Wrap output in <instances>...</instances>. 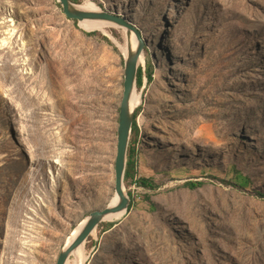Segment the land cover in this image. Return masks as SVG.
Instances as JSON below:
<instances>
[{"label":"rangeland","instance_id":"1","mask_svg":"<svg viewBox=\"0 0 264 264\" xmlns=\"http://www.w3.org/2000/svg\"><path fill=\"white\" fill-rule=\"evenodd\" d=\"M74 3L126 16L153 73L131 207L95 228L84 264H264V0ZM107 30L58 0H0V264H56L116 194L128 35Z\"/></svg>","mask_w":264,"mask_h":264},{"label":"water","instance_id":"2","mask_svg":"<svg viewBox=\"0 0 264 264\" xmlns=\"http://www.w3.org/2000/svg\"><path fill=\"white\" fill-rule=\"evenodd\" d=\"M58 2L61 4L63 12L69 19L78 21L94 19L126 26L135 31L139 41L137 48L130 51L126 58L123 94L120 103L117 153L115 158V191L119 196V201L114 205L109 203L106 207L90 213L79 234L70 244L64 245L63 250L58 256L56 264H66L74 251L86 241L100 222L105 221L104 219L106 216L122 211L127 212L130 206L131 199L126 193L124 180L128 162V150L133 131L132 128L137 111V108L132 107L131 101L134 91L137 88L138 70L140 67L138 65V59L142 49H144L145 43L139 29L131 24L128 18L121 15L119 12L109 9L84 10L79 8L78 4L74 3L72 0H58Z\"/></svg>","mask_w":264,"mask_h":264},{"label":"bare ground","instance_id":"3","mask_svg":"<svg viewBox=\"0 0 264 264\" xmlns=\"http://www.w3.org/2000/svg\"><path fill=\"white\" fill-rule=\"evenodd\" d=\"M78 7L81 8V9H84V10H99V8H97V6L95 7L94 5H92L90 3L81 4V5L78 4ZM80 23H81V25L83 27H85L88 30H96V29H98V30L104 31L108 35H110L108 33L109 31L107 30L109 28V26H119V27L123 28V31L125 29L127 31L126 34L128 35V40H127L128 45L126 47L122 46L121 48H122V51L124 52V54L127 55V56H128L130 51L135 50L137 48V46H138L139 41H138V38L136 36L135 31L132 30V29H129L126 26H122V25L115 24V23H112V22L94 20V19H84V20H81ZM146 59H147L146 54H145L144 51H142L140 56H139V59H138V65L140 66V63L146 61ZM3 64L7 65L6 62H4ZM131 102H132V107L133 108H138V106L142 103V96L140 94H138L137 89L134 91V94L132 96V101ZM118 201H119V196L117 194H115L112 197V199H111V201L109 203L114 205ZM124 213H125V211H122V212H119V213H115V214H110V215L106 216L104 220L109 221V220L120 219V218H122L124 216ZM86 220H87V217L84 218L81 221V223L74 229V231L68 237V240L66 241V245L70 244L74 240V238L79 234V232L83 228L84 224L86 223ZM94 232L95 231H93L92 234ZM84 243L80 247H78V249H76L74 251V253L72 254L73 256H75V260L73 262H70L71 260L70 261L68 260L66 264H84V262H85V260L87 258L86 255H85Z\"/></svg>","mask_w":264,"mask_h":264},{"label":"trees","instance_id":"4","mask_svg":"<svg viewBox=\"0 0 264 264\" xmlns=\"http://www.w3.org/2000/svg\"><path fill=\"white\" fill-rule=\"evenodd\" d=\"M73 2H79L80 0H72ZM146 76L148 82L152 81V77H153V73L149 70L146 71V75H145V71L143 70L142 67H139L138 70V78H137V85L138 86H142V82L144 80V77ZM138 114V113H137ZM137 114H136V118L133 124V128H132V136H131V140H130V145H129V150H128V162H127V168H126V173H125V181L130 178V177H134L135 176V164H136V147H135V140L137 135L139 134V130H138V124H137ZM239 180L237 181V184L240 185L241 187L247 186V184L249 183V179L248 178H244L242 176H239L238 178ZM140 183L143 184L144 186H150V187H155V185L151 184V181L149 178H140ZM201 182H187V185L191 188H196L199 185H201ZM131 206H129L130 208ZM128 208V209H129Z\"/></svg>","mask_w":264,"mask_h":264}]
</instances>
